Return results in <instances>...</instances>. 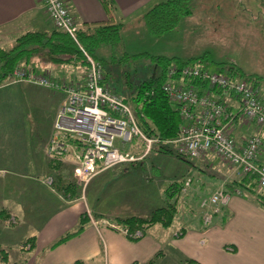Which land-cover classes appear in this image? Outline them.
I'll return each mask as SVG.
<instances>
[{"label": "crops", "instance_id": "crops-1", "mask_svg": "<svg viewBox=\"0 0 264 264\" xmlns=\"http://www.w3.org/2000/svg\"><path fill=\"white\" fill-rule=\"evenodd\" d=\"M63 1L77 27L105 24L110 18L113 23H122L121 34L143 30V22L139 19L158 0H112L110 16L98 0ZM51 29L53 25L39 0H0V48L10 49L16 38L26 32ZM28 62L34 68L32 73L44 74L60 85H77L76 62L72 59L61 64L52 63L41 51L30 54ZM215 95L223 99L227 111L232 114L227 130L236 144H242L250 135L259 136L257 161L264 163V130L235 117L239 108L237 98ZM63 96L60 88L9 82V78L0 84V209L6 215L0 219V245L16 248L28 237H34V246L26 253L24 264H75L76 261L78 264H142L157 253L160 254L155 256L154 264H169L164 260L174 254L178 264H186L184 259L191 260V264H264V209L249 196L232 194L227 205L203 228L197 202L193 198L190 201L188 195V207L178 208L176 205L180 212L173 221L178 222V227L171 234L165 232L167 227L154 224L139 238L129 240L111 228L107 219L145 215L162 204L164 197L160 204H152L148 181L139 179L129 180L130 187L120 188V176L127 173L128 168L108 169L96 174L88 184L96 177L108 176L105 191L114 197L123 198L119 196L123 194L136 198L133 204H118L105 209L96 205L99 191L93 194L90 202L84 192L76 200L64 201L51 191L39 179L46 176V147ZM69 151L72 154L73 147ZM211 157L212 154L204 155L199 161L218 175L217 159ZM65 160L70 161L69 158ZM231 167H228L231 171L222 175L223 180L235 176V167ZM134 185L141 188H134ZM202 192L203 195L208 193ZM86 210L101 218L90 219L77 235L47 249L55 239L73 230L79 215ZM9 221L12 224H8ZM178 231L179 235L174 236ZM10 259H20V253L13 251Z\"/></svg>", "mask_w": 264, "mask_h": 264}, {"label": "built area", "instance_id": "built-area-1", "mask_svg": "<svg viewBox=\"0 0 264 264\" xmlns=\"http://www.w3.org/2000/svg\"><path fill=\"white\" fill-rule=\"evenodd\" d=\"M54 28L65 32L78 45L75 33L77 25L67 11L63 0H39ZM87 61L83 86L57 84L41 73L25 72L15 67L8 75L9 82L25 81L48 88H60L64 98L56 112L52 134L46 147L48 158L61 159L72 149L67 142L68 136H74L81 144L79 152L74 154L72 177L82 186L101 170L112 165L140 161L148 154L153 140L139 130L134 115L128 105L106 86H102L101 67L92 58L82 52ZM178 74L181 79H198L199 86H182V81L175 83ZM220 95H230L239 103L235 117L243 123H253L264 130V100L260 93L250 87L244 80H231L223 73H214L197 65H186L181 69L170 68L167 82L162 91L168 99L178 106L182 124L178 128L177 138L173 141L187 158L196 159L207 152H213L218 159L227 165L239 169L241 173L256 175L257 184L264 187V164L256 162L260 145L258 135L245 138L240 145L227 130L232 114L227 111ZM220 99V101H218ZM117 138L121 145L129 144L134 138L142 141L143 150L135 157L114 145ZM49 183V182H48ZM189 179L184 182V188ZM230 199L222 189L214 190L203 197L198 204L203 224L211 221ZM13 222V220H11ZM122 234L139 238L141 233H128L118 225H111ZM179 234H175L177 236Z\"/></svg>", "mask_w": 264, "mask_h": 264}, {"label": "trees", "instance_id": "trees-1", "mask_svg": "<svg viewBox=\"0 0 264 264\" xmlns=\"http://www.w3.org/2000/svg\"><path fill=\"white\" fill-rule=\"evenodd\" d=\"M98 1L104 12L110 16L113 9L112 0ZM190 12L189 0H158L143 12L141 19L149 35L158 37L164 32L176 27L178 21L181 18L188 16ZM121 27L122 23H113L111 22L110 18L105 24H88L85 28H80L78 26L75 33V38L78 45L81 46V50L72 40V38H70L65 32L54 27L49 31L26 32L16 38L15 44L10 49L5 50L3 48H0V84L3 83L6 78L8 79V75L15 67H21L25 72L32 73V70L34 68L28 62V57L30 56V54L38 53L41 51L44 52L47 60L52 63L61 64L65 60L69 61V59H71V57L73 56L75 58L74 61H78L79 64L84 67L86 66L85 70H87V62L84 59L85 57L82 53L83 50L87 56L89 55L90 58H92L100 65L102 73L100 84L104 87L106 85L104 83L105 76L102 67L105 62L103 58L97 54V50L99 46L101 47L103 45L112 47L116 46L120 41L119 36ZM30 45H33L35 47H29ZM143 56L150 59L153 67L152 72L135 86L134 94L129 97V100L133 103V110L131 111H133L132 113L134 115L136 124L144 136L153 140V143L151 144V148H153V150L162 153H166L167 151H169L179 159H188L179 150L176 153L173 152L171 148H169V145H174L176 147L173 141L177 138L178 128L182 124V120L178 112V106L168 99L167 95L162 91V86L167 82V72L170 68H175L177 71L183 66L195 65V60L166 58L160 55H147L146 53H144ZM223 74L231 80H244L248 85H250V87L256 89L261 95V92L258 88V77L245 75L237 67L234 66H229ZM83 75V81L77 82V85H75V87L83 86V83L85 81V73ZM179 81H182V86L184 88H187L190 85H196L197 87L200 85L198 79L179 80L178 74H176L174 77V82L177 83ZM71 86H73V84ZM211 92L215 94L218 91L212 89ZM115 94L118 95L117 93ZM118 96L121 98L122 102L128 105L127 98H124L123 96L121 97L120 95ZM218 101H220V99H218ZM66 140L73 147L72 156L74 157L75 152H79V150L81 149V144L74 136H68ZM135 141L136 139L134 138L129 144H134ZM121 149L125 151L123 148ZM208 154H212L214 158L222 162L213 152H207L204 155L207 156ZM147 156L148 155H145L144 158H142L140 161L112 165L101 170V172L103 173L104 171L114 167H126L129 171H131V169L136 166H139V168H143L141 161ZM201 157L196 158L195 160L199 161ZM55 160L58 164L51 165L49 163L50 161H48L47 159V172L45 177L49 178V183L44 182V184H46L51 191H53L64 201H72L82 197L81 190L84 191L85 186H82L80 184L79 186H77L71 181V173L74 163H70V161L66 162V160L62 161L61 159ZM256 162L260 165L264 164L257 161V155ZM187 163V172L183 174L184 176L182 174V177L180 176V179H183L182 181L178 180L177 178L173 180L171 179L170 181L167 180L168 184H166V187L163 189L164 201L162 204L158 205L155 208H152L145 215L131 214L125 216H115L110 220L107 219L109 220L107 221L108 225L111 228H113L111 225H118L120 228H124L125 230H127L128 233L139 231L141 233V236L148 227L154 224H159L162 227L170 226L176 214L180 212H178L176 205L178 206V208L182 206L186 207V205L183 203H186L185 199L188 195L184 197V200H182L183 198L178 199L180 193H187L186 191H188V189L186 188H188L192 182L195 183V181H191V178L192 180H196V171H201L200 169L198 170L195 164L193 165L191 162ZM189 164H191L192 166H189ZM129 171H127V173ZM153 173L159 174L155 170L153 171ZM236 173L238 175L235 174L236 176L228 178L223 183L222 188L219 187L217 189H222L223 191L227 192L229 196H231L232 194L244 197L249 196L252 201H254L262 209H264V187L258 186L256 175L251 173L243 174L239 169H236ZM124 174L125 173L123 172V175ZM45 177L39 180H44ZM187 179H189V184L184 188V182ZM86 184H88V182ZM193 187L194 185L192 186V188ZM202 193L204 192H202L200 189L199 193H194V195L192 196L193 200L197 202V208L199 210V201L203 197L209 196V194H211L207 193L203 195ZM223 207L224 206H222L217 213H213L212 217L219 214ZM4 218H6V215L4 214V211L0 209V219ZM98 218H101L100 215L92 214L91 211L88 212L87 210L83 211L78 217L76 227L73 230L67 231L60 237L55 239L48 245L47 249H51L62 243L63 241H66L68 238L77 235L90 219L96 220ZM200 222L203 228L207 227L210 224L202 223L201 211ZM8 224L12 223L9 221ZM113 229L117 230L115 228ZM122 235L129 240L137 239L126 234ZM33 246L34 237H28L21 243V245L16 248L0 245V264H24L27 258L25 256L26 253H28L33 248ZM13 251L20 253V259H10L11 253ZM159 254L160 253H157L155 256ZM21 256L24 257L21 258ZM155 256L142 264H154ZM184 260L186 264H191V260ZM75 264H78L77 261L75 262Z\"/></svg>", "mask_w": 264, "mask_h": 264}, {"label": "rangeland", "instance_id": "rangeland-1", "mask_svg": "<svg viewBox=\"0 0 264 264\" xmlns=\"http://www.w3.org/2000/svg\"><path fill=\"white\" fill-rule=\"evenodd\" d=\"M189 7L191 12L188 16L181 18L176 27L158 37L149 35L144 26V31L136 29L121 33L120 41L116 46H99L97 54L105 62L102 69L106 87L121 97L127 98L128 105L133 110V103L129 97L134 94L135 86L152 72V62L143 56L146 53L147 55H160L181 60L194 59L195 65L214 73H225L229 66L237 67L245 75L258 77V88L264 100V0H189ZM139 20L142 21V19ZM126 30L129 29L126 28ZM134 32H138V34H134ZM82 52L84 51L82 50ZM71 59L75 58L72 56ZM74 64L76 66V68L74 67L75 79L78 80L77 82L83 81L82 76H84L86 66L80 65L78 61ZM114 145L123 148L125 152L135 157L140 156L143 150L142 141L138 139L134 144L121 145L115 138ZM169 148L177 153L180 146L169 145ZM147 155L141 161L145 171L139 166L134 167L121 176L118 186L125 189L127 186L130 187L129 180L148 181L147 190L150 191L151 203L155 205L160 204L164 197L163 189L168 184L167 180L176 178L183 180L180 179V176L187 172V162L195 164L201 171H196V180L191 178V181H195V183H191L190 190L188 187L186 188L188 189L187 193H180L178 199L183 198L182 200L186 195H189L191 201L194 193H199L200 189L209 194L219 187L222 188L226 181L223 180L222 175L231 171L228 167L232 168L217 160L216 169L219 171V176V174H213L200 161L189 158L179 159L169 151L162 153L150 148ZM68 158L70 163L74 161L70 151L61 160ZM48 161L51 165L58 164L54 158H48ZM189 166L192 165L189 164ZM154 170L159 174H154ZM235 174L237 173L235 172ZM108 179V176L96 177L85 185L84 191L81 190V195L84 192L90 202L93 194L99 191L100 196L99 199H96L98 201L96 205L105 209L108 206L135 203L133 200L136 198L119 194L121 197L124 196L120 198L108 194L105 191ZM71 181L79 186L73 177H71ZM43 182L48 183L49 178L45 177ZM134 188L140 189L141 187L134 185ZM187 198L185 199L186 203L183 204L188 207L190 201ZM177 227L178 222L173 221L169 227L165 228V232L171 234ZM175 234H179V231ZM175 255L169 256L164 261L169 264H178Z\"/></svg>", "mask_w": 264, "mask_h": 264}]
</instances>
